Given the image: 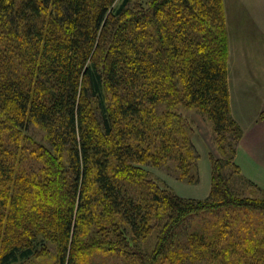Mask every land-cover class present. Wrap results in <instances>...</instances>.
Listing matches in <instances>:
<instances>
[{
    "label": "trees",
    "instance_id": "1",
    "mask_svg": "<svg viewBox=\"0 0 264 264\" xmlns=\"http://www.w3.org/2000/svg\"><path fill=\"white\" fill-rule=\"evenodd\" d=\"M227 58L222 0H0V264L39 255L48 239L54 264H85L101 247L78 240L95 202L123 264H264V224L240 216H264V191L235 162L242 130ZM178 107L211 122L221 152L208 156L203 198L179 196L141 166L170 160L180 179L198 181ZM226 165L263 198L235 192ZM201 213L217 219L176 242Z\"/></svg>",
    "mask_w": 264,
    "mask_h": 264
},
{
    "label": "crops",
    "instance_id": "2",
    "mask_svg": "<svg viewBox=\"0 0 264 264\" xmlns=\"http://www.w3.org/2000/svg\"><path fill=\"white\" fill-rule=\"evenodd\" d=\"M222 2L230 113L242 130L235 162L241 174L264 191V0ZM208 167L205 177L199 174L201 180L208 179Z\"/></svg>",
    "mask_w": 264,
    "mask_h": 264
},
{
    "label": "rangeland",
    "instance_id": "3",
    "mask_svg": "<svg viewBox=\"0 0 264 264\" xmlns=\"http://www.w3.org/2000/svg\"><path fill=\"white\" fill-rule=\"evenodd\" d=\"M177 111L180 112L187 121L190 122V125L193 128L191 134V141L198 151L199 157V167L198 173L205 177V169L209 164L210 171V162L208 156L212 154L213 156L219 158L221 152L217 149L215 143V134L213 133L211 122L202 116L200 113L192 110L186 109L183 107H178ZM34 132V131H33ZM34 133L39 134L40 131H35ZM38 137L37 135H35ZM142 168L147 172L148 176L159 180V182L165 185H168L176 194L181 197H196L203 198L208 194V189L210 188V172L208 179L201 180L200 176L196 183L188 182L185 179H180L179 171L176 168V165L173 161H165L161 163L160 166L154 167L150 164H142ZM236 171L230 165H226L223 169V174L227 177L229 185L232 187L235 192L251 198H263V192L259 189H256L254 186L249 185L240 181L236 176ZM204 179V178H203ZM209 180V181H208ZM208 191V192H207ZM98 206L95 210V213L92 211L83 218L84 221L80 224L82 228V235L78 237L79 241L87 243L88 235H93L96 239L97 245L101 247H94L86 251L85 264H123L124 258L116 252H111L107 247V235L113 229V226L110 225L108 221L109 213L106 212L105 208L100 204L95 202ZM93 204V205H95ZM216 214L212 213H201L197 215H192L185 220V222L178 228L177 235L174 236L176 242H184L185 233L191 230H208L210 225L217 219L215 218ZM241 220L243 223L247 221H252L253 223H262L264 224V216L259 213H249V214H240ZM114 218V217H113ZM239 229H235V233ZM242 232V231H241ZM238 234L235 235L237 239ZM233 237V236H232ZM41 239V235L37 237ZM154 236H149L146 240H143V244L152 245ZM44 243L43 251L36 256H32L26 260H18L11 264H54L55 255H56V242L53 239H48ZM41 246L38 250L42 249ZM188 264H208L206 260H200L194 263Z\"/></svg>",
    "mask_w": 264,
    "mask_h": 264
}]
</instances>
